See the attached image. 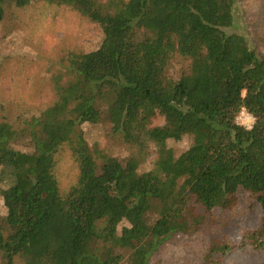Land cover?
Instances as JSON below:
<instances>
[{"label":"trees","instance_id":"obj_1","mask_svg":"<svg viewBox=\"0 0 264 264\" xmlns=\"http://www.w3.org/2000/svg\"><path fill=\"white\" fill-rule=\"evenodd\" d=\"M48 1L103 36L53 76L62 121H0L6 264H152L168 243L217 226L210 264L234 247L227 208L239 192L262 206L241 241L264 252V58L229 31L236 0ZM242 108L251 128L237 122ZM115 138L122 146H104Z\"/></svg>","mask_w":264,"mask_h":264},{"label":"rangeland","instance_id":"obj_2","mask_svg":"<svg viewBox=\"0 0 264 264\" xmlns=\"http://www.w3.org/2000/svg\"><path fill=\"white\" fill-rule=\"evenodd\" d=\"M4 10L6 18L0 22V121H12L17 126L32 117L62 121L65 116L54 110L58 97L53 76L65 73L70 53H85L99 46L103 36L100 26L72 7L48 0H33L24 7L6 0ZM235 10L236 21L229 31L247 36L257 56L264 58V0H236ZM177 77L175 71L169 79ZM48 126L64 129V125L54 123ZM119 143L122 146L118 138L103 139L110 149ZM69 164L65 161L61 165L66 173L62 180L69 181ZM227 210L229 219L234 217L228 228L234 247L225 255H215L210 264H264V252L241 241L243 231L260 225V202L247 192H239L231 197ZM219 234L213 226L181 243H168L152 258V264H204L208 247ZM0 264H6L2 252Z\"/></svg>","mask_w":264,"mask_h":264},{"label":"built area","instance_id":"obj_3","mask_svg":"<svg viewBox=\"0 0 264 264\" xmlns=\"http://www.w3.org/2000/svg\"><path fill=\"white\" fill-rule=\"evenodd\" d=\"M254 115L249 112L246 108H242L239 114L237 115L238 124L251 128L255 123Z\"/></svg>","mask_w":264,"mask_h":264}]
</instances>
